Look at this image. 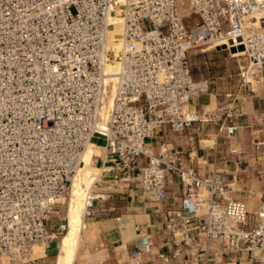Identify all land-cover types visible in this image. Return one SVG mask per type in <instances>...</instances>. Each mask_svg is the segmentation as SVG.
<instances>
[{
	"label": "built area",
	"instance_id": "built-area-1",
	"mask_svg": "<svg viewBox=\"0 0 264 264\" xmlns=\"http://www.w3.org/2000/svg\"><path fill=\"white\" fill-rule=\"evenodd\" d=\"M112 0H0V264H15L34 245L67 230L66 217H49L64 204L70 178L94 136L104 156L99 180L114 185L139 179L153 204L166 200L167 177L178 179L182 208L163 220L156 253L147 238L130 264L154 255L161 264H264V198L255 212L236 200L221 172L200 176L161 145L146 140L163 129L181 134L195 124L236 134L234 102L250 85L252 68L264 69V0H124L122 47L112 104L100 114L104 58ZM114 27V25H112ZM207 46L229 55L242 47L246 68L238 90L213 110L197 112L193 98L214 84L196 79L188 54ZM144 163L140 165V161ZM95 188V187H93ZM97 198L84 201L83 219Z\"/></svg>",
	"mask_w": 264,
	"mask_h": 264
},
{
	"label": "crops",
	"instance_id": "crops-1",
	"mask_svg": "<svg viewBox=\"0 0 264 264\" xmlns=\"http://www.w3.org/2000/svg\"><path fill=\"white\" fill-rule=\"evenodd\" d=\"M239 104L240 98L234 102V107L242 116V108ZM236 122L239 126L238 121ZM238 131L239 129L236 134ZM225 139L229 140L224 142ZM233 139L235 137H227L223 132L218 134L216 127L211 124H195L191 129L181 134H171L167 129H163L146 140L145 143L154 155L158 154L161 145H165L170 153L179 152L180 155L176 158L181 166L196 170L200 176H207L213 172H219L217 170L219 167L227 166V161L224 159L228 158V152L232 151L230 149ZM203 143L212 144L205 146ZM100 144L102 145V143ZM95 151L92 166L94 167L95 164L96 168H99L98 157H101V152L98 149ZM143 163L142 159L140 165ZM175 181L176 186L174 185ZM105 183L109 185L105 190H100L104 192V194H100L102 199L96 200V202H100V205L93 206V216L90 219H84L86 223H89L88 227L91 230L94 226L97 228V232L85 243V248L92 255L101 251L105 252V257L95 259L94 264H123L124 251L130 264V252L143 238H147L153 252L156 253L165 238L163 231L165 215L178 211L183 206L178 179L168 175L167 196L165 202L161 204H153L146 200L141 193L137 177H133L129 182H119L116 185L110 180ZM123 195L125 198L121 197ZM117 198L121 200L118 201ZM233 198L238 200L234 196ZM122 199H125V202H122ZM126 228L129 232L128 235ZM56 249V247L48 246L45 249V256L39 262L31 264H53ZM89 252L87 253L89 254ZM228 261L230 260L225 258L222 264H226ZM235 261H237L235 264H249L244 258L231 259V262ZM142 264H161V262L156 260L154 255H144Z\"/></svg>",
	"mask_w": 264,
	"mask_h": 264
},
{
	"label": "rangeland",
	"instance_id": "rangeland-1",
	"mask_svg": "<svg viewBox=\"0 0 264 264\" xmlns=\"http://www.w3.org/2000/svg\"><path fill=\"white\" fill-rule=\"evenodd\" d=\"M233 53L234 55L231 56L227 52H215L208 49L207 46H201L189 52L188 58L192 66L194 77L196 79H208L214 84L207 92L193 98L191 106L197 112L201 113L202 111L213 110L218 104L224 101L225 94L237 92V75L239 69L243 67L246 68L248 63L242 58L244 55L242 50H237L231 54ZM250 74H252V76L249 81L253 91H250V85H246L239 95V105L243 113L237 120L239 123V131L236 135L232 136L235 137L231 143L230 150L232 151L231 153L228 152V158L224 159V161H227V166L224 168L219 167L217 170L226 176L227 183L232 190V196L245 202L249 212H255L258 202L261 198H264V69L252 68ZM228 140L229 139H225L224 142ZM100 143V141L94 139L91 147L99 150L101 148L100 146H102ZM97 144H99V146H97ZM203 144L205 146H210L212 143ZM96 167L97 166L94 164L93 168L97 169ZM87 169L92 175H95L93 169L90 167ZM108 181V178L101 179L96 187L92 188L95 197L104 194V192L100 190H105L106 186L109 185L105 182ZM174 185H177L176 181ZM121 197L125 198V195ZM100 199L101 197L97 198V200ZM117 200L120 201L121 199L117 198ZM67 201L68 198L66 195L65 202ZM122 202H125V199H122ZM96 204L100 205V202L98 203V201H95L94 206H96ZM64 216L66 217V204L54 209V214L49 217L50 223L54 226L58 223L59 218ZM88 224L89 223H86L87 229L85 231L84 241L80 243L79 252L75 258L74 264H94L95 259H103L105 257L104 251L92 255L91 252L85 248V243L97 232L95 226L92 227L91 230ZM125 230L128 235V229L126 228ZM65 233L58 235L57 238L52 239L47 244L41 245V247L44 249L48 246L56 247ZM90 251L93 250L90 249ZM87 252H89V254ZM34 258L31 252H29L26 256L18 258V261L15 260L14 262L15 264L37 263L42 257H40V259ZM122 261L124 262L123 264H129L125 251ZM54 262L55 258L53 259V264Z\"/></svg>",
	"mask_w": 264,
	"mask_h": 264
},
{
	"label": "bare ground",
	"instance_id": "bare-ground-1",
	"mask_svg": "<svg viewBox=\"0 0 264 264\" xmlns=\"http://www.w3.org/2000/svg\"><path fill=\"white\" fill-rule=\"evenodd\" d=\"M111 6L114 15L108 18L107 40L105 49L112 51V55H106L104 58V86L111 85L110 89L104 90L103 98L101 100L100 114L105 120L107 112L111 107L113 95L115 92L116 74L119 70L118 56L122 47L121 38V10L120 6L123 5L124 0H112ZM114 25V27H112ZM244 55L242 58H244ZM252 75V74H251ZM257 83V82H256ZM97 139L101 140L99 136H94L91 142L85 147L81 158L80 165L75 173L70 178V185L67 191L68 201L65 202V197L61 198L60 203L66 204V220L67 230L65 235L61 238L56 246L57 253L54 256V264H74L75 258L79 252L80 243L84 241L85 231L87 225L83 219V204L87 193L96 187V182L99 180V170L92 167V158L96 154L94 148L91 147L92 141ZM101 157L104 156L103 147L100 149ZM93 169L94 174L87 169ZM98 195L96 198H99ZM102 199V198H101ZM31 255L39 258L45 256V249L41 245H34L31 249Z\"/></svg>",
	"mask_w": 264,
	"mask_h": 264
},
{
	"label": "water",
	"instance_id": "water-1",
	"mask_svg": "<svg viewBox=\"0 0 264 264\" xmlns=\"http://www.w3.org/2000/svg\"><path fill=\"white\" fill-rule=\"evenodd\" d=\"M242 49H243L242 47L239 48V50H242Z\"/></svg>",
	"mask_w": 264,
	"mask_h": 264
}]
</instances>
